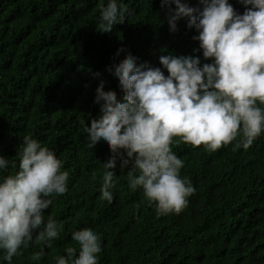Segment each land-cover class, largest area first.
<instances>
[{"label": "trees", "instance_id": "1", "mask_svg": "<svg viewBox=\"0 0 264 264\" xmlns=\"http://www.w3.org/2000/svg\"><path fill=\"white\" fill-rule=\"evenodd\" d=\"M182 2L199 6V0ZM229 2L243 13L239 0ZM102 3L107 0H0V154L10 161L3 175L18 171L16 153L25 135L54 151L69 173L68 191L45 210V218L64 224V233L50 247L34 236L12 264H55L74 245L71 233L81 229L101 234L99 264H264V133L247 150L236 141L215 152L174 144L184 161L181 176L196 189L179 214L158 216L142 188L130 190L131 165L121 169L120 157L113 201L99 199L101 162L112 153L103 141L88 148L85 128L99 115L94 97L100 78L118 102L122 96L106 67L128 54L148 66H161L159 58L169 54L211 62L187 18L170 31L160 0H122L130 14L111 33L98 31ZM42 247V259L32 261Z\"/></svg>", "mask_w": 264, "mask_h": 264}, {"label": "clouds", "instance_id": "2", "mask_svg": "<svg viewBox=\"0 0 264 264\" xmlns=\"http://www.w3.org/2000/svg\"><path fill=\"white\" fill-rule=\"evenodd\" d=\"M239 3L243 13L229 0H199V6L160 0L170 31L187 18V27L198 33L193 40L211 62L169 54L159 58L161 66H148L128 54L106 67L119 82V102L116 92L105 91L101 73L95 74L100 78L94 97L99 115L85 132L88 148L103 141L112 153L101 162L102 202L113 201L120 157L121 169L131 165L126 176L130 190L142 188L158 216L179 214L196 189L189 177L181 176L184 161L172 150L174 144L203 145L215 152L236 141V147L247 150L264 133V0ZM129 14L122 0H107L100 7L98 31L111 33ZM124 52L118 49L116 57ZM16 156L18 171L3 175L10 161L0 154V261L7 264L34 236L35 243L50 247L65 231L52 215L45 218L53 198L68 191L69 173L61 170L62 161L31 135L23 137ZM71 240L74 245L66 246L55 264H99L101 234L81 229L71 233ZM43 255L42 247L30 259L39 262Z\"/></svg>", "mask_w": 264, "mask_h": 264}]
</instances>
